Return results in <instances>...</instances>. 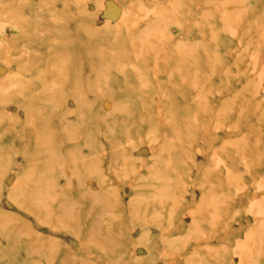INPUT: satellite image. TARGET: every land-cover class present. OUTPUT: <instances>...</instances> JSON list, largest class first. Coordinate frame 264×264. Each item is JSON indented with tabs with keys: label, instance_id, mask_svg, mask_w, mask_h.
Here are the masks:
<instances>
[{
	"label": "rangeland",
	"instance_id": "rangeland-1",
	"mask_svg": "<svg viewBox=\"0 0 264 264\" xmlns=\"http://www.w3.org/2000/svg\"><path fill=\"white\" fill-rule=\"evenodd\" d=\"M0 264H264V0H0Z\"/></svg>",
	"mask_w": 264,
	"mask_h": 264
},
{
	"label": "bare ground",
	"instance_id": "bare-ground-1",
	"mask_svg": "<svg viewBox=\"0 0 264 264\" xmlns=\"http://www.w3.org/2000/svg\"><path fill=\"white\" fill-rule=\"evenodd\" d=\"M57 32H58V34H57V36L58 37H61V38H63V39H67V42L66 43H62L60 46H55L54 47V49H53V54L55 53H61V54H63L64 56H67V57H69V55H70V52H72V47L70 46V44H69V40H68V38H67V34H65L63 31H62V29L61 28H59L58 30H57ZM84 35V34H83ZM54 56V55H53ZM53 56H50L51 58H53ZM66 65V67L68 68L69 67V69H70V65H69V62H68V60L66 61V62H64V64H63V66H65ZM66 83H69V84H67V86H66V89H67V97H69V98H71L72 96H73V93L75 92V90H76V86L74 85V83H73V80H72V77L71 78H69V81L68 82H66ZM66 89H64L65 91H66ZM75 95V94H74ZM72 102V101H71ZM81 103H85V101H80ZM38 132V131H37ZM37 132H36V134H37ZM83 166V165H82Z\"/></svg>",
	"mask_w": 264,
	"mask_h": 264
}]
</instances>
